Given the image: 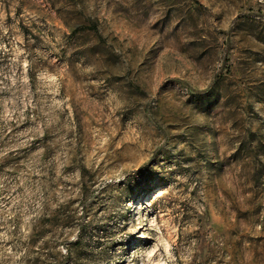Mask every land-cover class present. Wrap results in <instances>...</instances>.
<instances>
[{
	"label": "rangeland",
	"instance_id": "1",
	"mask_svg": "<svg viewBox=\"0 0 264 264\" xmlns=\"http://www.w3.org/2000/svg\"><path fill=\"white\" fill-rule=\"evenodd\" d=\"M264 264V0H0V264Z\"/></svg>",
	"mask_w": 264,
	"mask_h": 264
},
{
	"label": "bare ground",
	"instance_id": "2",
	"mask_svg": "<svg viewBox=\"0 0 264 264\" xmlns=\"http://www.w3.org/2000/svg\"><path fill=\"white\" fill-rule=\"evenodd\" d=\"M159 264V263H158Z\"/></svg>",
	"mask_w": 264,
	"mask_h": 264
}]
</instances>
